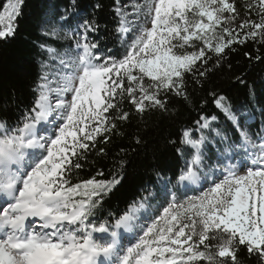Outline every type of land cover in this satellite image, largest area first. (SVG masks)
<instances>
[{"label":"snow or ice","instance_id":"obj_1","mask_svg":"<svg viewBox=\"0 0 264 264\" xmlns=\"http://www.w3.org/2000/svg\"><path fill=\"white\" fill-rule=\"evenodd\" d=\"M70 5L50 9L41 23L45 35L69 29L74 47H47L56 66L41 76L33 105L14 125L0 121V264H240L241 249L264 264V123L250 131L256 110H234L224 95L213 92V103L239 139L213 127L217 116L201 117L196 129L170 139L185 163L165 183L162 211L150 222L138 223L147 197L114 219L97 215L122 176L75 184L70 178L97 137L106 143L116 121L129 119L125 100L140 115L167 112V94L189 100L186 74L202 84L213 57L218 67L234 44H264V0H244L243 14L235 0H138L130 12L115 0L122 58L90 38L100 29L95 16L81 21L72 15L77 0ZM22 6L23 0L3 5L0 40L15 36ZM260 115L264 120V108ZM206 129L223 149L207 147ZM205 159L216 161L206 191ZM169 185L184 192L169 198ZM191 185H201L202 194L188 196Z\"/></svg>","mask_w":264,"mask_h":264},{"label":"trees","instance_id":"obj_2","mask_svg":"<svg viewBox=\"0 0 264 264\" xmlns=\"http://www.w3.org/2000/svg\"><path fill=\"white\" fill-rule=\"evenodd\" d=\"M6 2L0 0V11ZM97 4L100 5L98 9L95 8ZM65 6L71 10L70 0H23L21 14L15 20V36L0 40V121L14 125L22 119V114L33 105L38 95L36 87L43 75L42 67L50 60L45 49L52 47L62 51L66 48V42L45 35L41 23L50 9L63 11ZM114 7L115 0H77L72 15L78 16L81 21L95 16L100 29L90 38L98 40L106 54L122 58L123 47L116 31L119 17ZM75 26L73 21V28ZM232 48L235 50L226 49L227 55L218 67H213L215 57L209 61L211 71L201 78L202 84H197L192 74H186L189 100L167 94L164 97L168 101L167 112L153 109L140 115L125 100L121 106L129 112V119L116 121L117 129L106 134L109 137L106 143L104 137H97L95 146H90L86 157L79 160L82 167L73 169L70 177L72 184L93 177L98 180H110L114 175L123 177L120 184L105 197L97 215L114 219L133 200L140 201L151 193L154 194L152 203L162 200L158 190L161 179L168 180L185 163L168 141L177 139L185 128L193 129L201 117L211 119L217 116L216 125L238 140L231 124L214 105L213 92L226 96L234 110H256L251 131L255 132L264 123L260 115V109L264 108V44L249 41L234 44ZM107 49L112 51L108 53ZM245 53L252 58L249 59ZM238 76L243 82L237 81ZM112 114L110 110L108 116ZM137 137L142 143H135ZM207 146L211 148L210 143ZM121 161L125 162L122 169L119 167ZM157 170L160 171V178L156 175ZM100 171L103 175H97ZM238 258L240 264H258L256 257H249L243 249Z\"/></svg>","mask_w":264,"mask_h":264},{"label":"rangeland","instance_id":"obj_3","mask_svg":"<svg viewBox=\"0 0 264 264\" xmlns=\"http://www.w3.org/2000/svg\"><path fill=\"white\" fill-rule=\"evenodd\" d=\"M138 2V0H120V6L121 7H124L125 8V11H131L133 6ZM237 6H238V9L241 11V13L243 14L245 12V9L243 8V3H244V0H235ZM126 6V7H125ZM3 11V9L1 10ZM247 18V17H245ZM252 19H258V17L255 15V13L252 14L251 16ZM129 19H131V17H129ZM142 19V17H141ZM5 23H7V21H5ZM150 27V24L148 25ZM14 27H15V21H14ZM57 35H49V36H52L53 38L55 39H60L61 41L63 42H66L67 43V46L63 51H66L68 50L70 47H74V41L68 37L65 36V32H68L69 29L67 28H64V29H60L59 27H57ZM131 35V33L129 34ZM120 43L123 47V55L125 53V45L122 43L121 39H120ZM45 65L47 66V68H45ZM55 63L54 61L52 60V58L50 57V60L48 62H46L44 65H43V75L45 74L46 71L48 72H51L53 70V68L55 67ZM147 79V78H145ZM106 115H108V113H106ZM253 125V124H252ZM219 125H216V121L213 122V127H218ZM197 128V124H195V127L193 129H196ZM251 131V129H250ZM253 132V131H252ZM204 133L205 135L208 136L209 138V141H211V150L212 151H218L220 149H223L224 145L219 143L218 142V138H216L214 136V134H212L209 130H204ZM195 135L198 137L199 136V133H195ZM239 139V137H238ZM208 147V146H207ZM209 148V147H208ZM250 163V161H249ZM216 165V161L215 160H208V159H205V162H204V167H203V172H206L208 173V178H207V181L205 183V181H201V185H203V190L206 191L207 190V187L208 186H211L212 184V180L215 178L213 175H212V170L213 168L215 167ZM167 182V180L165 181H160L159 185H158V190L160 191V195L162 197V200L156 202V203H152L151 199L152 197L154 196L153 193L150 194V196H148L147 200L145 201V208L144 210L142 211L141 213V221H138V223L142 224L143 223H148L150 222V220L152 218H154L156 216V214L158 213V211H162V209L160 208V205L161 204H164V185L165 183ZM201 185H199V187H190L191 190L187 192V195L188 196H193V195H201L202 194V189H201ZM168 191H169V198L171 196V193L175 192L176 195H177V192L179 193V195L181 196V194L184 192V188L181 186L179 191L171 188V186L169 185L168 186ZM179 196V197H180ZM166 206V205H165ZM148 217V220H143V217ZM140 229L137 228L135 231L138 232ZM134 236V233L130 235V239H131V242L132 243H135V239L132 238Z\"/></svg>","mask_w":264,"mask_h":264},{"label":"bare ground","instance_id":"obj_4","mask_svg":"<svg viewBox=\"0 0 264 264\" xmlns=\"http://www.w3.org/2000/svg\"><path fill=\"white\" fill-rule=\"evenodd\" d=\"M190 187H196L197 188V187H199V185H191ZM130 235L131 234H129V238H130Z\"/></svg>","mask_w":264,"mask_h":264}]
</instances>
